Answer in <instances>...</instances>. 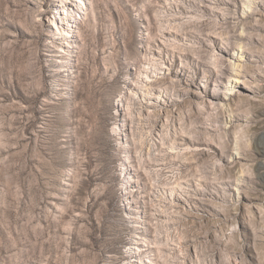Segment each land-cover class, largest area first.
<instances>
[{
    "label": "rangeland",
    "instance_id": "1",
    "mask_svg": "<svg viewBox=\"0 0 264 264\" xmlns=\"http://www.w3.org/2000/svg\"><path fill=\"white\" fill-rule=\"evenodd\" d=\"M0 264H264V0H0Z\"/></svg>",
    "mask_w": 264,
    "mask_h": 264
},
{
    "label": "bare ground",
    "instance_id": "2",
    "mask_svg": "<svg viewBox=\"0 0 264 264\" xmlns=\"http://www.w3.org/2000/svg\"><path fill=\"white\" fill-rule=\"evenodd\" d=\"M232 222H233V223H236L237 220H236L235 218H232Z\"/></svg>",
    "mask_w": 264,
    "mask_h": 264
}]
</instances>
